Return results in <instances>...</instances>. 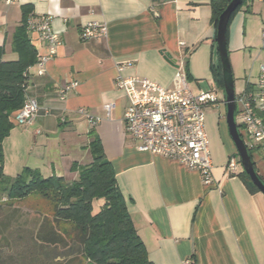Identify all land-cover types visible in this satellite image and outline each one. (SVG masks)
<instances>
[{
    "label": "crops",
    "instance_id": "0c3cea01",
    "mask_svg": "<svg viewBox=\"0 0 264 264\" xmlns=\"http://www.w3.org/2000/svg\"><path fill=\"white\" fill-rule=\"evenodd\" d=\"M24 9L27 20L52 15L51 26L61 44L41 74L36 63L28 68L25 93L37 100L39 110L29 124H14L3 139V173L15 176L30 168L43 177L73 180V165L92 161L89 144L97 138L153 264H181L187 257L193 264H264V194L247 187L239 164L235 173L227 174L228 157L237 154L222 134L219 113L205 117L213 177L206 185L197 170L136 149L123 121L127 99L114 86L118 74L170 86L180 67L192 92L214 89L217 97L223 85L216 76L217 24L209 0L0 2L5 59L16 58L11 35ZM89 21L104 23L106 35L82 40L81 27ZM263 22L264 0H250L237 10L228 28L229 51L256 43ZM29 37L37 54H44L46 44L35 33L29 32ZM258 70L250 69L245 86L255 83ZM70 83L75 85L60 99L59 89ZM110 102L115 107L107 117L104 105ZM87 115L100 120L91 125ZM262 152L252 154V159L264 180Z\"/></svg>",
    "mask_w": 264,
    "mask_h": 264
},
{
    "label": "trees",
    "instance_id": "16d2710c",
    "mask_svg": "<svg viewBox=\"0 0 264 264\" xmlns=\"http://www.w3.org/2000/svg\"><path fill=\"white\" fill-rule=\"evenodd\" d=\"M229 1L209 0L215 25ZM248 1L241 0L231 14L227 42L233 15ZM27 12L23 10L11 35L10 47L16 58L5 59L4 47L0 46V195L23 199L38 193L51 204L52 216L31 234L24 264H153L133 226L115 171L97 138L89 144L92 161L73 165L72 169L77 171L73 180L55 175L43 177L30 168H23L15 176L3 173L2 142L16 124L14 114L25 101L28 68L38 60L27 30ZM218 63L216 76L223 85ZM250 87L246 84L244 89ZM249 154L252 159V151ZM240 175L249 189L258 190L243 170Z\"/></svg>",
    "mask_w": 264,
    "mask_h": 264
},
{
    "label": "built area",
    "instance_id": "2783aa9c",
    "mask_svg": "<svg viewBox=\"0 0 264 264\" xmlns=\"http://www.w3.org/2000/svg\"><path fill=\"white\" fill-rule=\"evenodd\" d=\"M21 0H0L5 5H15ZM52 15L42 14L27 20V30L35 33L46 44V52L38 55L36 65L41 74L45 63L50 60L61 44L59 35L52 29ZM106 25L89 21L80 30L82 40H93L106 35ZM262 48L264 50V22L262 26ZM75 83L59 89V98ZM256 85V87H254ZM116 89L123 92L127 105L123 114L126 132L136 141V149L183 163L187 168L197 170L204 184L213 182L209 141L205 129V111L218 102L214 89L192 92L188 86L185 71L178 67L170 86L139 75L114 79ZM236 124L240 136L252 154L264 152V61L260 63L255 84L235 95ZM239 106V110H237ZM115 103L104 105L109 117ZM37 100L26 96L23 105L15 112L17 125L29 124L37 115ZM81 112H84L81 110ZM91 125L100 118L87 115ZM239 164L238 156L231 155L225 165L227 174L235 173ZM181 264H193L187 257Z\"/></svg>",
    "mask_w": 264,
    "mask_h": 264
},
{
    "label": "rangeland",
    "instance_id": "374dc122",
    "mask_svg": "<svg viewBox=\"0 0 264 264\" xmlns=\"http://www.w3.org/2000/svg\"><path fill=\"white\" fill-rule=\"evenodd\" d=\"M261 33L262 31L260 30V37L256 43H246L237 52H230L227 46L235 94L242 92L245 88V77L250 69H257L263 60L264 50L262 48ZM216 95L221 102L210 111L207 110L205 117L207 119L208 115V118H211V113H219L222 134L228 143L233 145L236 152L225 120V105L222 102L224 97L223 89H218ZM237 110H239V106ZM239 166L242 168L240 164ZM51 216V204L38 193H32L23 199L7 198L4 195H0V264H24L31 234L36 232L44 219H49Z\"/></svg>",
    "mask_w": 264,
    "mask_h": 264
},
{
    "label": "water",
    "instance_id": "95a60500",
    "mask_svg": "<svg viewBox=\"0 0 264 264\" xmlns=\"http://www.w3.org/2000/svg\"><path fill=\"white\" fill-rule=\"evenodd\" d=\"M241 3V0H230L217 19L215 44L221 64L223 78V103L225 105V120L229 136L236 148L239 164L242 170L249 176L253 185L264 194V181L255 169L249 150L244 144L236 124L235 88L232 75L231 62L228 56L226 29L233 11Z\"/></svg>",
    "mask_w": 264,
    "mask_h": 264
}]
</instances>
